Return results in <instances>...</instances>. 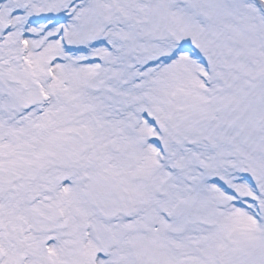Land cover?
Segmentation results:
<instances>
[{
  "label": "snow or ice",
  "instance_id": "6c2138e0",
  "mask_svg": "<svg viewBox=\"0 0 264 264\" xmlns=\"http://www.w3.org/2000/svg\"><path fill=\"white\" fill-rule=\"evenodd\" d=\"M0 264H264V0H0Z\"/></svg>",
  "mask_w": 264,
  "mask_h": 264
}]
</instances>
